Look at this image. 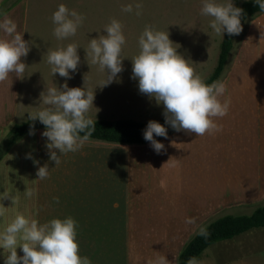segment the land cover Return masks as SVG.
Listing matches in <instances>:
<instances>
[{
	"label": "rangeland",
	"instance_id": "1",
	"mask_svg": "<svg viewBox=\"0 0 264 264\" xmlns=\"http://www.w3.org/2000/svg\"><path fill=\"white\" fill-rule=\"evenodd\" d=\"M21 1L26 3L28 22L33 28L28 36L42 48L41 60H38V53L36 61H42L49 67L45 60L49 49L55 50L69 43L78 45L80 63L77 70L70 71V80L60 78L69 88L79 87L94 92L93 107L86 114L92 120L125 118L150 121L164 117L163 105H157L153 98L141 94L138 81L131 78V59L139 53L138 38L146 25L167 31L173 47H177L178 54L189 61L202 80L212 72L216 63L222 37L209 27L211 18L200 14L202 0ZM240 1L243 0H232V3L235 5ZM11 2L18 0H5L0 13ZM216 2L224 3L225 0ZM60 4L85 17L76 35L63 40L53 35L51 20ZM136 4L143 5L139 16L136 15ZM126 5H132L133 11H122V6ZM112 19L121 23L126 40L121 52L124 70L111 84L102 87L106 72H100L98 65L91 64L86 51L91 39L106 34L104 28ZM36 38H44V45L36 42ZM224 66L217 81L224 83L227 89L221 100H229V97L232 100L228 115L232 110L233 121L247 119L248 113L243 111L246 106L254 104L255 125L228 124L224 126L223 136L219 131L203 136L174 132L167 139L158 140L165 146L160 154L150 144L114 145L88 140L78 151L61 155L58 166L49 159L45 148L47 138L40 136L35 149L36 169L47 164L49 177L44 180L37 177L38 222L43 224L53 218L72 217L78 224L76 241L79 254L88 257L92 264H141L140 254L148 239L156 236L158 231L129 229L135 223L128 217L137 211L134 200L144 185V189L149 191L139 198L146 205L143 211L146 212L148 205L152 204L155 216L166 221V189L162 185H165L166 161L170 154L173 155L176 178L178 169H201L203 179L200 182L206 196V203L200 207L191 206L190 211L196 215L191 224L180 221V224L176 223L175 230L169 231L174 239L175 261L182 246L203 226L224 215H250L264 206V13L242 24V32L234 38ZM39 69L45 78H53L46 66L40 65ZM247 84L251 85L247 88ZM240 95L245 96V102ZM253 99L255 101L251 102ZM34 114L36 112L32 111L29 116ZM216 120L218 118L214 119L215 123ZM224 122H227L225 118ZM41 129L45 131V128ZM7 131L0 132V142ZM236 133L239 140L234 143L232 140H237ZM53 151L59 155L58 150ZM251 154L258 160L255 168L244 163ZM236 157L241 161L239 166L234 161ZM171 159L168 158L169 161ZM147 168L148 171L145 170ZM141 174L147 180L138 187L135 180L138 176L141 178ZM211 175L215 177L209 179ZM213 187L215 191H211ZM180 190L182 186L176 185V191ZM149 196L152 198H143ZM54 197L59 198V203ZM137 238L143 240L137 241ZM149 260L152 259L148 257L146 264ZM198 264H264V227L210 245L201 254Z\"/></svg>",
	"mask_w": 264,
	"mask_h": 264
},
{
	"label": "clouds",
	"instance_id": "2",
	"mask_svg": "<svg viewBox=\"0 0 264 264\" xmlns=\"http://www.w3.org/2000/svg\"><path fill=\"white\" fill-rule=\"evenodd\" d=\"M255 5L264 12V0H255ZM142 7V4L135 5L137 16L141 15ZM122 11L132 12L133 6H122ZM200 14L211 18L209 27L221 37L225 32L229 36L242 32L243 10L234 7L232 0H225L224 3L202 0ZM84 19L82 14L60 4L51 17L53 35L58 40L75 36ZM16 29V24L10 19L0 22V30L10 37L0 39V82L8 79L13 72L17 77H22L28 67L21 58L28 55L29 43L23 40ZM104 32L105 35L89 41L86 51L91 64L98 65L100 72H106L102 87L111 84L117 74L124 70L121 52L126 43L119 21L112 19L105 26ZM173 45L167 31H158L154 26L146 25L138 38L139 53L131 59V78L138 81L141 94L153 98L157 105H163L164 123L174 131L195 136L220 131L221 127L214 119L226 116L230 106V100H221L227 90L225 84L221 81L205 83ZM78 48L77 44L69 43L65 47L49 49L47 63L51 66V74H59L65 80L72 79L69 73L75 72L80 63ZM41 98L47 107L29 116V119L39 120L44 125L45 131L41 135L48 141L45 148L49 159L58 166L61 155L78 151L95 131L96 121L94 123L86 115L93 107L94 92L79 87L69 88L64 83L59 89L54 86L42 92ZM29 134L34 132L30 130ZM154 135L168 138L167 129L163 125L149 121L143 131V138L160 154L165 146L154 139ZM53 149L58 150L59 155ZM26 158L32 159L30 154ZM33 163L37 164L38 161L34 160ZM36 176L38 180L47 179L48 165L39 167ZM24 193L28 198L33 195L30 189ZM4 198H9V195L5 194ZM54 200L59 203L58 197H54ZM5 211L6 208L0 206V215ZM186 222L191 223V218ZM77 227L72 217L53 218L41 224L18 213L0 232V249L6 253L4 264H92L88 257L79 254ZM200 234L206 233L202 229ZM17 248L22 251V256H18ZM148 264L170 262L165 256L158 255L154 260H149ZM186 264H198V261L190 257Z\"/></svg>",
	"mask_w": 264,
	"mask_h": 264
},
{
	"label": "crops",
	"instance_id": "3",
	"mask_svg": "<svg viewBox=\"0 0 264 264\" xmlns=\"http://www.w3.org/2000/svg\"><path fill=\"white\" fill-rule=\"evenodd\" d=\"M4 1L5 0H0V6H2ZM19 1L20 0H18V2H11L6 5L5 9H3V11L0 13V22H3V20L6 18L12 20L17 26V32L22 35L24 41L29 43L30 51L28 55L21 58L22 62L25 63L28 67L26 68L22 77H17V75L13 72L9 74L8 79L0 82L1 133L6 131L7 129H10L14 124H19L28 120L29 118L25 119V117H29L32 111L37 113L38 111L47 107L42 103L41 93L44 91L47 92V89L54 86L59 89L60 86L63 85L59 75L56 76L55 74L53 78L47 79L48 77L45 78L42 74H40V65L46 66V69H50L51 66L48 64L49 67H47V65L42 64V61H36L38 59V53V60H41L40 56L42 52L40 50L42 48L39 46V43L35 44L34 42H32L31 38L28 36V34H30L28 33L29 30H32L33 28L30 27L28 22L26 3L23 1ZM0 39H10V37H7L5 33L0 30ZM42 39L39 40L38 38H36L35 41H40V44H42ZM45 60H47V57ZM250 85L251 84H247V88ZM244 98L245 96H242L243 102L246 101L244 100ZM229 100L232 101L230 97ZM250 101L254 102L255 100L253 99ZM246 111L249 116V118L247 119H237L233 121L231 110L229 115L227 114L223 118H218V120H216V124L221 127V130L219 132L222 133V136L224 126L228 124L248 123L250 126H253V124L255 125V105L253 104L246 106V110L243 111V113ZM224 118L227 120V122H224ZM43 131L44 130L40 128L34 131V134H28L26 137H24L15 147L10 150V152L5 156L4 161L0 164V206L6 208L4 214L0 215V232L4 230V228L14 219V217L18 213L23 214L26 218L35 219L38 221L39 213L37 214L38 204L36 203V172L38 171V168L36 169L37 164H34L33 161H37L35 155L36 143L37 139L42 136L41 134ZM236 134L237 140H232L234 143L238 142L239 140L238 133ZM232 150H234V148ZM29 154L31 155L32 159L26 158ZM231 155L233 154L231 153ZM171 157L172 159L171 161H169L168 158ZM173 160V155H168L166 161L165 185H162L166 189V193L164 195V198H166V221H164V219L161 217L155 216L152 204L148 205L146 212L143 211L144 206L146 205L144 200L141 201V199L139 198L144 196L149 191L144 189V185L142 186V190L138 193L134 200L137 211H135L131 216L128 217V220L132 219V221L135 223V225L129 227V229L158 231V234H156V236H151V238L148 239L146 248L143 249L144 251L140 254V258H142L140 261L141 264H146V259L148 257L154 260L158 255L165 256L170 264H172L171 261L173 262V264H176L174 239L172 238V236H170L169 231L175 230L176 223L180 224L181 222H184V220L187 221L189 218H191V221L193 222V220L196 219V215L190 211L191 206L200 207L201 205L206 203V196L203 194L205 192V189L201 187L200 182V180L203 179L201 169H199V171H196L193 168L178 169L177 171L179 172V176L176 178ZM256 160L257 159L254 157V155L251 154L250 157L244 159V163H248L255 168L258 161ZM234 161L239 166V162H241L239 161V157H236ZM145 170L148 171L149 168ZM229 172L230 171L228 170L227 173ZM205 176L206 172L204 171V178ZM213 177H215V175H211L209 179ZM146 180L147 177L141 174V178L140 176H138L135 182L139 187L143 183L145 184ZM176 185L182 186V190L176 191ZM162 186H158L159 192L161 191ZM29 189L33 192L31 198H28L24 193L25 190ZM215 189L216 188L213 187L211 191H215ZM248 189H250L249 186ZM5 194L9 195V198H4ZM228 196L229 195L227 194V197ZM143 198L152 197L149 196ZM161 211L162 213H164V210ZM191 223L186 222V224ZM161 231L166 232L164 233ZM136 240L141 241L143 240V238H137ZM16 251L18 256L23 255L22 251L19 248H17ZM5 256V251L3 249H0V264H4Z\"/></svg>",
	"mask_w": 264,
	"mask_h": 264
},
{
	"label": "trees",
	"instance_id": "4",
	"mask_svg": "<svg viewBox=\"0 0 264 264\" xmlns=\"http://www.w3.org/2000/svg\"><path fill=\"white\" fill-rule=\"evenodd\" d=\"M234 7L241 8L243 15L241 24L256 15L264 12L260 11L255 5V0H243L235 4ZM236 36H229L226 32L223 33L219 43L218 55L212 72L203 80L207 84L217 81L221 76L228 54L232 49L233 41ZM96 128L92 136L88 140L108 144L119 145H146L150 144L143 138V131L146 129L149 121H138L135 119H98ZM167 129V136L172 135L174 131L170 126L164 123V117L156 120ZM45 128L39 120L32 121L30 119L14 124L6 132L5 137L0 142V160L5 157L19 141L26 137L30 130ZM83 135V134H81ZM157 141L162 137H156ZM87 140V141H88ZM264 227V206L255 209L250 215H224L200 228L194 236L190 237L182 246L176 256V264H186L190 257H195L198 261L203 251L210 245L229 240L237 234L249 231L251 229ZM205 231V235H201V230Z\"/></svg>",
	"mask_w": 264,
	"mask_h": 264
}]
</instances>
